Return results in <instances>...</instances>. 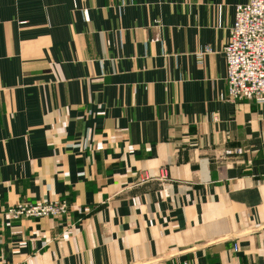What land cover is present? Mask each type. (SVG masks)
I'll list each match as a JSON object with an SVG mask.
<instances>
[{
	"label": "crops",
	"instance_id": "obj_1",
	"mask_svg": "<svg viewBox=\"0 0 264 264\" xmlns=\"http://www.w3.org/2000/svg\"><path fill=\"white\" fill-rule=\"evenodd\" d=\"M248 1L0 0V264H264V105L224 55Z\"/></svg>",
	"mask_w": 264,
	"mask_h": 264
},
{
	"label": "built area",
	"instance_id": "obj_2",
	"mask_svg": "<svg viewBox=\"0 0 264 264\" xmlns=\"http://www.w3.org/2000/svg\"><path fill=\"white\" fill-rule=\"evenodd\" d=\"M224 55L229 98L264 105V0H249L236 7ZM69 212V203L56 199L35 204L20 202L7 215L12 220L43 219L64 217Z\"/></svg>",
	"mask_w": 264,
	"mask_h": 264
}]
</instances>
